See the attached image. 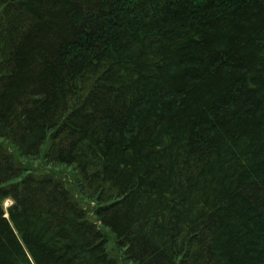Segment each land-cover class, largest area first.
Segmentation results:
<instances>
[{"label": "trees", "instance_id": "trees-1", "mask_svg": "<svg viewBox=\"0 0 264 264\" xmlns=\"http://www.w3.org/2000/svg\"><path fill=\"white\" fill-rule=\"evenodd\" d=\"M0 264H264V0H0Z\"/></svg>", "mask_w": 264, "mask_h": 264}, {"label": "rangeland", "instance_id": "rangeland-1", "mask_svg": "<svg viewBox=\"0 0 264 264\" xmlns=\"http://www.w3.org/2000/svg\"><path fill=\"white\" fill-rule=\"evenodd\" d=\"M34 166L41 168L40 170H49L48 167H52L54 170H57L58 173H61L63 176L67 177V178H71L72 180H74V171L69 168V167H65V166H48V164H46L44 161L42 160H37L34 163ZM72 187L74 188L73 184ZM74 190V189H73ZM75 192L77 194V196H79L78 191L75 189ZM6 204H9V201L6 202ZM82 204L84 205V207H86L89 212H90V217H92L93 212L91 211V207H93L94 205L92 203L89 204V201H84L82 199ZM108 248L113 252L114 255L121 257L120 251L117 249V245H115L114 239L113 237L110 235L109 236V243H108Z\"/></svg>", "mask_w": 264, "mask_h": 264}]
</instances>
